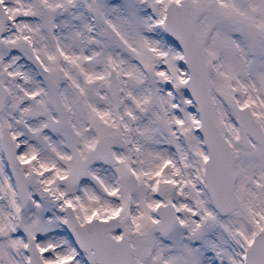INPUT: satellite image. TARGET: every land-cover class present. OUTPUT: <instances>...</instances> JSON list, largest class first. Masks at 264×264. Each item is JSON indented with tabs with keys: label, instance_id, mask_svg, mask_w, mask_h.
I'll return each mask as SVG.
<instances>
[{
	"label": "snow or ice",
	"instance_id": "obj_1",
	"mask_svg": "<svg viewBox=\"0 0 264 264\" xmlns=\"http://www.w3.org/2000/svg\"><path fill=\"white\" fill-rule=\"evenodd\" d=\"M0 264H264V0H0Z\"/></svg>",
	"mask_w": 264,
	"mask_h": 264
}]
</instances>
